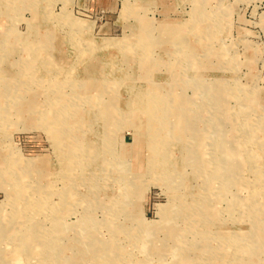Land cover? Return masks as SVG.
<instances>
[{
	"label": "rangeland",
	"instance_id": "rangeland-1",
	"mask_svg": "<svg viewBox=\"0 0 264 264\" xmlns=\"http://www.w3.org/2000/svg\"><path fill=\"white\" fill-rule=\"evenodd\" d=\"M0 264H264V0H0Z\"/></svg>",
	"mask_w": 264,
	"mask_h": 264
}]
</instances>
